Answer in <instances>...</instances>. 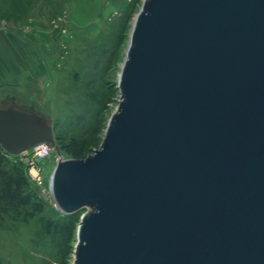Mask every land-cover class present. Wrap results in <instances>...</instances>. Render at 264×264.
<instances>
[{
    "label": "water",
    "instance_id": "1",
    "mask_svg": "<svg viewBox=\"0 0 264 264\" xmlns=\"http://www.w3.org/2000/svg\"><path fill=\"white\" fill-rule=\"evenodd\" d=\"M99 149L60 159L74 264H264V0H144ZM58 153L46 116L0 109V146Z\"/></svg>",
    "mask_w": 264,
    "mask_h": 264
},
{
    "label": "rangeland",
    "instance_id": "2",
    "mask_svg": "<svg viewBox=\"0 0 264 264\" xmlns=\"http://www.w3.org/2000/svg\"><path fill=\"white\" fill-rule=\"evenodd\" d=\"M143 3L144 0H1L7 21L15 16L28 33L47 32L49 39L44 46L49 47V89L44 97L40 89L28 103L1 102L0 109L14 106L46 116L56 138L64 144L72 139L83 141L85 158L92 155L100 148L108 122L119 106V76ZM114 12L118 13L110 20ZM0 152L4 168L20 170L27 180L28 193L43 204L42 213L28 218L24 217L25 210L20 216L7 205L0 207V264H74L78 226L89 210L60 213L43 192L59 160L72 157L55 149L46 160L34 158L32 148L13 155L0 146ZM33 166L41 169L40 183L33 180Z\"/></svg>",
    "mask_w": 264,
    "mask_h": 264
},
{
    "label": "crops",
    "instance_id": "3",
    "mask_svg": "<svg viewBox=\"0 0 264 264\" xmlns=\"http://www.w3.org/2000/svg\"><path fill=\"white\" fill-rule=\"evenodd\" d=\"M4 10L0 4V103L7 100L28 103L37 97L40 89L43 97L49 89L46 65L49 47L44 46L49 36L40 31L27 33L15 16L11 22L7 21ZM1 23L8 26L2 27Z\"/></svg>",
    "mask_w": 264,
    "mask_h": 264
},
{
    "label": "trees",
    "instance_id": "4",
    "mask_svg": "<svg viewBox=\"0 0 264 264\" xmlns=\"http://www.w3.org/2000/svg\"><path fill=\"white\" fill-rule=\"evenodd\" d=\"M56 142L61 151L72 157V159L85 158V143L75 139L64 144L60 138ZM27 180L20 170L11 171L4 168V156L0 152V207L7 205L21 216L25 210L24 217H33L42 213L43 204L34 200L27 190ZM30 209V212L26 210ZM26 215V216H25ZM70 227V223L66 225Z\"/></svg>",
    "mask_w": 264,
    "mask_h": 264
},
{
    "label": "built area",
    "instance_id": "5",
    "mask_svg": "<svg viewBox=\"0 0 264 264\" xmlns=\"http://www.w3.org/2000/svg\"><path fill=\"white\" fill-rule=\"evenodd\" d=\"M118 12H114L112 14V17L110 18V20H112V18L117 14ZM1 26L4 27L6 26L5 23H1ZM27 33L28 31L25 30ZM66 32V30H64V33ZM53 151V148L45 143H41L38 144L35 147H32V153H33V157L36 158L37 160H46L49 158V156L51 155ZM32 171H34L35 173L33 174V172H31L33 180L36 181L37 183H40L41 180V169L37 168L36 166L32 167ZM43 192L46 194V197L48 198V201L50 203V205L53 207L54 210L63 213L60 208L58 207V205L56 204L54 197H53V193H52V189H51V185L49 184L48 187H46Z\"/></svg>",
    "mask_w": 264,
    "mask_h": 264
},
{
    "label": "bare ground",
    "instance_id": "6",
    "mask_svg": "<svg viewBox=\"0 0 264 264\" xmlns=\"http://www.w3.org/2000/svg\"><path fill=\"white\" fill-rule=\"evenodd\" d=\"M13 107H14V106H13ZM15 108H17V107H15ZM25 152H27V150H26ZM25 152H24V153H25Z\"/></svg>",
    "mask_w": 264,
    "mask_h": 264
}]
</instances>
